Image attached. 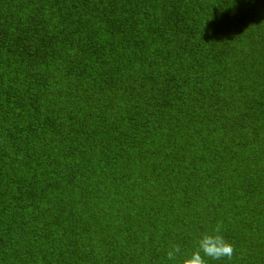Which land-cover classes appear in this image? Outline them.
Returning <instances> with one entry per match:
<instances>
[{
    "label": "trees",
    "instance_id": "16d2710c",
    "mask_svg": "<svg viewBox=\"0 0 264 264\" xmlns=\"http://www.w3.org/2000/svg\"><path fill=\"white\" fill-rule=\"evenodd\" d=\"M218 226L207 264H264V0H0V264H181Z\"/></svg>",
    "mask_w": 264,
    "mask_h": 264
},
{
    "label": "clouds",
    "instance_id": "9594fccd",
    "mask_svg": "<svg viewBox=\"0 0 264 264\" xmlns=\"http://www.w3.org/2000/svg\"><path fill=\"white\" fill-rule=\"evenodd\" d=\"M214 19V18H213ZM220 227H216L212 233L203 234L197 241V247L189 255H184L181 264H207V259L212 260H231L235 249L223 235L220 234ZM182 255L179 245L172 246L167 252V258L170 261L177 259Z\"/></svg>",
    "mask_w": 264,
    "mask_h": 264
}]
</instances>
